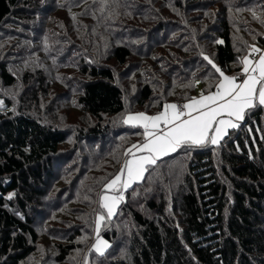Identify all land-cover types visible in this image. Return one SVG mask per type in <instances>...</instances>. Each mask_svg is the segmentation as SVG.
I'll return each mask as SVG.
<instances>
[{
    "label": "trees",
    "instance_id": "1",
    "mask_svg": "<svg viewBox=\"0 0 264 264\" xmlns=\"http://www.w3.org/2000/svg\"><path fill=\"white\" fill-rule=\"evenodd\" d=\"M59 13L75 21L82 49L72 52V66L64 58L47 61L53 76L68 81L74 76L67 70L76 73V89L62 95L74 93L79 125L62 126L57 105L40 103L48 92L45 75L18 78L0 61V264H51L34 259L41 233L57 243L52 264H264L262 106L247 110L218 145L183 146L148 166L101 228L110 247L102 256L92 249L102 189L127 149L143 138L141 128L121 118L154 115L164 104L213 92L220 76L204 56L224 74L238 75L251 47L264 48V0H0V38L10 32L18 37L14 43H28L24 36L37 31L33 44H51L56 36L53 45L67 47L70 55L66 44L74 38L64 35L71 31ZM156 34L165 42L153 50L171 45L177 56H195L198 68L171 76L170 86L146 76L128 97L114 65L125 67L133 55L141 56L139 45ZM16 49L25 56L20 44ZM143 53L141 59H150L151 50ZM20 85L25 91L14 100L5 96ZM71 140L72 152L65 155L61 148ZM57 212L64 216L62 227L43 231L36 219L52 223Z\"/></svg>",
    "mask_w": 264,
    "mask_h": 264
},
{
    "label": "snow or ice",
    "instance_id": "2",
    "mask_svg": "<svg viewBox=\"0 0 264 264\" xmlns=\"http://www.w3.org/2000/svg\"><path fill=\"white\" fill-rule=\"evenodd\" d=\"M101 2L103 5L105 0ZM257 53L258 59L250 58ZM204 59L221 77L215 92L202 93L198 99L192 98L182 106L165 104L163 110L155 115L138 112L121 118L124 124L143 129V142L133 144L125 153L132 158L124 161L120 171L104 185L100 194L98 204L102 211L96 214V242L92 245L99 255H104L110 247L100 236L102 226L112 219L118 204L124 199V190L143 178L147 166L154 165L161 156L176 152L183 146L218 144L228 128L238 127L234 121H242L247 110L264 106V51L253 46L250 54L242 58L244 78L240 83H237V76L225 75L209 57ZM0 107H3L2 101ZM136 152L143 154L137 156ZM12 195L7 198L11 199Z\"/></svg>",
    "mask_w": 264,
    "mask_h": 264
},
{
    "label": "rangeland",
    "instance_id": "3",
    "mask_svg": "<svg viewBox=\"0 0 264 264\" xmlns=\"http://www.w3.org/2000/svg\"><path fill=\"white\" fill-rule=\"evenodd\" d=\"M166 13H167V11H166ZM164 14H165V12H164ZM168 16H171V15H168ZM57 17H59L60 19L65 21V23L68 24L69 31H71V33L70 32L68 34L64 33V35H66V37H68V39L74 38L73 41H68V43L66 44V46H68L70 48V52H71L70 55H68V51L65 52L67 47L62 45L58 49V47H57L58 45H53L54 43H56V36L52 39L51 44L37 43L38 45H35L32 42H33V36L35 37L38 35L37 31H33L32 36L28 35V33L24 36V38L28 39V41H29L28 43H22V41H17L16 43H14L15 37H17V36L15 34L7 32L3 37L0 38V61L3 60L9 66L11 71L13 73H15V76H17L18 78H21V77L27 75L28 76L27 80H28V79L39 78V76H40L39 74L45 75V77H46L45 80L49 83V84H47L48 85V87H47L48 92L46 94V97L42 96V94H41L42 98L40 99V103L43 104L44 106L49 105V104L52 106V103L54 105H57V106H54V107L59 108V112L56 114V116L61 120L59 123H63L62 126L66 127L69 125H74L76 123H77V125H79L81 122V115L78 112V110L75 109V105H73L72 95H74V93H69L70 96H68V97H67L68 94L65 97H64V95H62L64 93H68V91L70 92L73 90V92H74V90L76 89V87L78 85V83H76V78H78V77H77V75H75L76 74L75 72L70 71V70H67V74H71L72 76H74V79L72 77L68 78V81H70V83L68 81L64 80L63 78H60L59 76H56V75L53 76V74L50 70V67H51L50 63L47 61V57L52 56V60L53 59L59 60L62 58H64L65 60L69 59L68 61H66V64L72 66L73 62L75 61V60H73L74 58H72V56H73L72 54H74L72 52H74L76 50L75 49L76 47H78V50L82 49V47L80 45L81 44V42H80L81 38L80 37L82 35L78 31V29L73 26V25H75V21L70 20L71 19L70 15L68 16L67 14L59 13V15ZM174 21H175V23L177 22V24L180 25V20H177L176 17L174 18ZM49 25H51V24L49 23ZM176 28H177V30H178V28L181 29L180 27H176ZM2 33L3 32H1L0 34H2ZM60 33H63V32H60ZM22 34H24V33H21V35ZM172 35H173L172 31H169L168 36L172 37ZM176 36H179V37L182 36L183 37L184 34L183 33L180 34L179 31H177ZM20 40H22V39H20ZM36 42H37V39H35L34 43H36ZM105 42H106V44H105L106 46H104V47L110 48L109 44H108V40ZM161 42H165V41L159 35H157V34L152 35V36L150 35L149 38H147L146 40H143L142 44L139 45V46H143V48L139 51V54L141 56L145 55L143 53V51L151 50L150 59L145 60V59H141V56H139V55H133L128 60V65H126L125 67H117L114 65L116 72L119 74V81L121 83V86H123V89H124V91L128 97L132 96L133 94H135V92L138 89H140V87H141L140 80L142 78L145 79L146 76H148L151 79V81L156 82L157 84L162 85V84L167 83V86H170L171 85V80H170L171 76H175V75H177L178 77L185 76L186 74H188V72L193 71L194 70L193 68H198V66L196 65L197 59L195 56L191 57V58H188V55L177 56L176 51L169 50V48L172 47L171 45L166 48V46L164 47L163 46L164 44H163L162 48L160 47V48L155 49V50L152 49L154 46H156V47L160 46ZM10 44H13V45H10ZM17 44H20L21 48L26 49V53H23V54H25L24 57H21L20 56L21 52L16 49ZM47 44L52 50V51H50L48 49V51H47L48 55L45 52V48L47 47ZM205 47L208 50H211L210 44H206ZM36 49L38 50L37 53H35ZM55 49H56V51H54ZM137 49H138L137 47L133 49L135 51V53H137ZM139 49H140V47H139ZM27 50H29V51H27ZM8 56H10V57H8ZM158 61H161V62H158ZM205 61L208 62L207 60H205ZM111 63H113V62H111ZM111 65H113V64H111ZM35 68L40 70V71L35 72L34 71ZM56 68L59 69V67H56ZM29 70H30V72H28ZM19 82L23 83L24 81L22 79H19ZM62 82H64V83L61 84ZM65 83L69 84L70 88H67L68 90L66 89V87H64ZM22 88H23L22 85H20L18 89H14L13 94L15 96L12 93H5V96L9 99L14 100V97H17L18 93L21 90L22 91L24 90ZM32 88H36L35 82L31 85L30 89H32ZM26 89H28V88L26 87ZM49 93H50V96H49ZM59 93L61 94L60 95L61 97L58 96ZM87 121L89 123H93V122L95 123V121L89 117L87 118ZM73 144H74V142L71 140L70 142L68 141V143L66 145L62 146L61 149L64 151L65 155H67V153L69 154L70 152H72ZM67 164H71V163L68 161ZM72 174L73 175H71V177L74 176L75 173L73 172ZM63 217L64 216H62V212H57V213H54V221L52 223L49 222L46 224V222H44L41 219V217L37 218L36 220H37V224L39 226H42V227L44 226L43 227L44 229H42L43 231H47V229H48V232H49V230L51 229L50 228L51 226H56V227L61 226L62 227L61 224H60V226H58V224H59L58 222H60L59 220H62ZM56 234H59V232H57ZM95 239L96 238L94 237V242H95ZM54 242L55 241L50 240L48 237H44L43 234L41 233L40 248H39L40 251H39V254H37L34 258L36 262L40 261L42 259V257H44V258H46V260H48L52 264L51 257L55 253L53 246H54V244H57L56 242L55 243Z\"/></svg>",
    "mask_w": 264,
    "mask_h": 264
},
{
    "label": "crops",
    "instance_id": "4",
    "mask_svg": "<svg viewBox=\"0 0 264 264\" xmlns=\"http://www.w3.org/2000/svg\"><path fill=\"white\" fill-rule=\"evenodd\" d=\"M262 51H264V48H262L261 49ZM249 55V54H248ZM247 55V56H248ZM258 57H259V53H257V55H256V57H250V58H253V59H258ZM226 75V74H225ZM227 76H233V75H227ZM237 76V83H240L241 81H242V79L244 78V76H243V65H242V69H241V72L238 74V75H236ZM219 79H221V77L219 78ZM219 82V81H218ZM216 91V87H215V89H214V91L213 92H215ZM204 95H208V94H204ZM201 96V93H198L194 98H199ZM188 102H190V100L189 101H186V102H184V103H173V102H170V103H167V104H176V105H178V106H182L183 104H185V103H188ZM165 105V104H164ZM163 105V106H164ZM262 107H264V106H262ZM163 110V107H162V109H161V111ZM131 114H134V113H131ZM147 115H149V116H151L152 114H147ZM155 115V114H154ZM227 117H225V119H226ZM234 122H236L238 125H239V123L241 122V121H234ZM237 128V127H236ZM236 128H228L227 130H226V134L225 135H223L222 136V138L219 140V142H218V144L226 137V135L230 132V131H232V130H234V129H236ZM142 129V128H141ZM142 131H143V129H142ZM143 142V138H142V141L141 142H139V143H142ZM139 143H135V144H139ZM218 144H216V145H218ZM131 147L132 146H130L128 149H127V151L129 150V149H131ZM126 151V152H127ZM133 151H135V150H133ZM174 153V152H173ZM143 153H140V152H136V155L137 156H139V155H142ZM172 153H170V154H168V155H171ZM168 155H165V156H168ZM165 156H161L160 158H163V157H165ZM132 157L131 156H126L125 155V159H124V161L126 160V159H131ZM159 158V159H160ZM124 161H123V163H124ZM123 163L121 164V166H120V168H119V170H118V172L120 171V169H121V167H122V165H123ZM148 167V166H147ZM117 172V173H118ZM116 173V174H117ZM115 174V175H116ZM114 175V176H115ZM144 175H145V173H144ZM144 175H143V177H144ZM114 176L111 178V179H113L114 178ZM110 179V180H111ZM143 179V178H142ZM142 179H140L139 181H136L135 183H133L132 184V186L134 185V184H136V183H139ZM109 180V181H110ZM131 186V187H132ZM130 187V188H131ZM130 188H128V189H126V190H124V193L127 191V190H129ZM104 191V187H103V189H102V192ZM109 194H111V193H109ZM124 200V199H123ZM122 202V201H121ZM121 202L118 204V206H117V208H116V210H115V213H116V211H117V209H118V207H119V205L121 204ZM115 215V214H114ZM113 215V216H114ZM95 218H96V216H95ZM95 221V220H94ZM94 228H95V223H94ZM94 237L96 238V234H95V231H94ZM102 238V237H101ZM103 239V238H102ZM104 240V239H103ZM95 242H96V239H95ZM95 242H94V244H95ZM108 249V248H107ZM106 249V250H107ZM105 250V251H106ZM95 251V250H94Z\"/></svg>",
    "mask_w": 264,
    "mask_h": 264
},
{
    "label": "built area",
    "instance_id": "5",
    "mask_svg": "<svg viewBox=\"0 0 264 264\" xmlns=\"http://www.w3.org/2000/svg\"><path fill=\"white\" fill-rule=\"evenodd\" d=\"M256 55H257V54H255V56H254V57H256Z\"/></svg>",
    "mask_w": 264,
    "mask_h": 264
}]
</instances>
